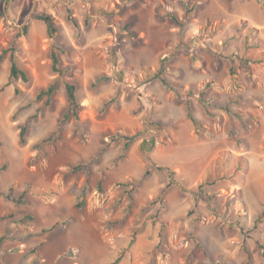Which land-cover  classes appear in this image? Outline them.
I'll return each instance as SVG.
<instances>
[{
    "label": "rangeland",
    "instance_id": "374dc122",
    "mask_svg": "<svg viewBox=\"0 0 264 264\" xmlns=\"http://www.w3.org/2000/svg\"><path fill=\"white\" fill-rule=\"evenodd\" d=\"M190 9L185 27L168 17ZM0 13V54L16 43L31 76L11 80L10 54L0 62V264H114L121 254L120 264H264V0H0ZM42 13L54 16L56 39ZM55 43L63 67L76 69L66 79L78 85L82 125L72 119L38 152L67 105L63 83L51 106L36 100L57 77ZM162 66L199 127L154 80ZM143 120L154 123L152 150L141 137L118 160L124 142L110 138ZM157 165L175 173L164 194L170 177Z\"/></svg>",
    "mask_w": 264,
    "mask_h": 264
},
{
    "label": "trees",
    "instance_id": "16d2710c",
    "mask_svg": "<svg viewBox=\"0 0 264 264\" xmlns=\"http://www.w3.org/2000/svg\"><path fill=\"white\" fill-rule=\"evenodd\" d=\"M2 17H3V14L0 13V19ZM163 17L164 16L161 15V18H163ZM168 17L173 22L177 23L179 26L185 27L193 19V9H190L189 12L187 14H185V16L182 19H179V17L175 13H169ZM35 18L37 20H41L45 23L46 28H47V34H48L49 38L56 39V37L58 35L59 28L56 24V20H55L54 16H52L49 13H42V14L37 15ZM68 19L70 22H72V24L79 31L80 30V24H79L78 20L73 18L70 13L68 15ZM28 29H29L28 26L25 27L26 33H28ZM124 29L126 31H128L129 36L135 37L134 32L130 31V24H126ZM19 51H20V49L16 43L13 46H11L10 48L3 49L1 54H0V62L8 54H10V63H11L10 78H11V80H22L25 84H29L31 82V76H30L29 72L27 70L22 69L18 65V62L16 59L17 53ZM64 54H65V50L61 45H59L58 43H55L52 46V48L50 50L51 69H52L53 73L55 75H57V77L54 79V81L47 88L41 89L36 95L37 101H45V105L47 107H49L53 104L54 96L58 92L61 83H63L65 90H66V97H67V105H66V108L62 114V117L59 120V125H58L57 131L55 133H53L50 137L42 140L41 142L37 143L34 146V148L38 152H40V150L42 149L43 144H46L48 142L53 141V138L55 135L59 134V136H60V132L62 131L63 126L66 123H68L69 121H71L72 119L75 120V122L78 124V126L82 125L81 114H82L83 107H82L81 100H80L79 95H78V85L76 84V82L69 81L66 79V76L75 73L76 69L72 66L63 67L62 56ZM167 58H168V55H164L162 60H166ZM160 72H161L160 74H158L154 77V80L160 81L162 83V85L166 88V90L175 94L176 98L179 101L185 102L188 118L193 122V124L196 127H199L200 124L194 116V107H193V103L191 101L189 94H188L187 98L185 99V95L182 93L181 86L177 83H173V82L169 81L164 76L165 73L171 72V70L169 68L162 66V69H160ZM110 79H111L110 77H107L104 75L101 78L97 79V82L109 81ZM97 82L93 83V86H96ZM15 92H16V94H19L20 90L16 89ZM121 95H122V89L119 87L118 92L115 96V99H118ZM190 95H192V96L195 95L194 91H190ZM202 103H203V106L205 107V109L207 110V103L205 101H202ZM109 105H110V102H106L104 104L103 108L99 111V113L101 115H103L106 112V110L108 109ZM143 123H144L143 129L136 131L133 135H126L123 133H119L116 136L110 138L114 142H120V141L124 142L123 143V154L118 158V160L124 158L125 157V151L129 149V147L132 145V143L136 139L141 138V137H144V141H143L142 147H141L142 150L145 153L152 150V145H150V143L153 142L152 141L153 135H152V133L149 132L148 126L154 125V123L153 122L148 123L147 120H143ZM19 129H20L19 143L21 145H26L27 144L26 135H27V131H28V126L26 124L20 125ZM146 159H147L148 163H150V165L153 164V160L150 156L147 157ZM243 160H244L243 164H246L247 166H249L248 160L244 159V158H243ZM116 162H117V160H116ZM86 167H87V164H81V165L74 167L73 170L78 172L80 170L85 169ZM156 168L159 171L167 170L169 177H170V181L167 183L166 187L162 191V194H164L166 192L165 190L171 188L173 185L176 184V182L173 181V179H172L173 176H175V173L173 171H171L170 169H165L164 167H161L158 165L156 166ZM150 174H151V169L148 168L145 172V177H149ZM217 176H218L217 177L218 179H221L219 173ZM222 178L228 179L229 177H227V175H225V176H222ZM123 186L125 188H127L125 190L126 194L130 195L131 200L134 201L133 194L137 192L139 182L138 181H131L128 183H124ZM203 186H204V183L198 187L199 191L203 189ZM183 190H184V192H189L188 188H184ZM12 193H13V190L11 189L7 198L16 204H22L24 197H20L18 199H15L13 197ZM162 199L164 200L163 197L161 198V200ZM152 204H155V202H153ZM164 209H165V207H164ZM260 219H261V217H260ZM52 228L50 230H52ZM2 240L3 239L0 238V243H2ZM123 259H124V254H121L116 259L114 264H120Z\"/></svg>",
    "mask_w": 264,
    "mask_h": 264
},
{
    "label": "crops",
    "instance_id": "0c3cea01",
    "mask_svg": "<svg viewBox=\"0 0 264 264\" xmlns=\"http://www.w3.org/2000/svg\"><path fill=\"white\" fill-rule=\"evenodd\" d=\"M0 254L2 255V253H1V252H0ZM1 255H0V256H1Z\"/></svg>",
    "mask_w": 264,
    "mask_h": 264
}]
</instances>
